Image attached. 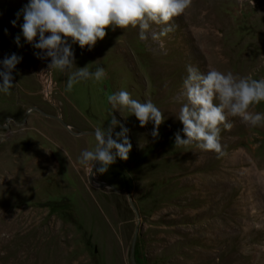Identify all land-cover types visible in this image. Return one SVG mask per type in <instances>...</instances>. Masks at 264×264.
I'll return each instance as SVG.
<instances>
[{"label":"rangeland","instance_id":"obj_1","mask_svg":"<svg viewBox=\"0 0 264 264\" xmlns=\"http://www.w3.org/2000/svg\"><path fill=\"white\" fill-rule=\"evenodd\" d=\"M28 2L0 0V61L22 57L16 86L0 93V264H132L135 235L137 264H264V127L229 116L220 159L175 147V133L187 138L178 120L187 66L264 78V0H192L160 40L153 25L146 41L138 29L107 28L91 51L73 44L72 71L102 66L107 76L71 92L25 43L23 16L11 23ZM120 90L153 102L164 122L153 139L151 122L113 112V139L123 124L132 149L93 182L78 158L109 126L106 95ZM251 111L264 113V102Z\"/></svg>","mask_w":264,"mask_h":264},{"label":"clouds","instance_id":"obj_2","mask_svg":"<svg viewBox=\"0 0 264 264\" xmlns=\"http://www.w3.org/2000/svg\"><path fill=\"white\" fill-rule=\"evenodd\" d=\"M191 5L192 0H29L11 23L15 27L23 16L20 28L25 43L40 50L34 52L37 59L50 58L49 73L58 71L67 75L65 91L71 92L74 85L82 81L102 82L107 76L102 66L95 71H89L87 66L72 71L75 65L73 44L91 51L98 41L104 40L107 28L112 31L138 29L139 39L146 41L153 25L160 29L152 33V39L160 40L175 31L174 19L185 14ZM20 41L18 34L15 37L18 47H22ZM160 42L162 45V40ZM21 61L22 57L15 53L0 61L3 68L0 70V93L11 94L16 86L12 73ZM187 73L181 93L186 102L178 116L187 138L182 139L179 131L175 133V147L195 144L198 149L213 152L220 159L227 155L220 142L222 128L228 131L233 128L228 122L229 116L239 118L247 126L264 127V113L251 111L264 102V78L240 77L215 69L203 74L191 65L187 66ZM106 99L112 109L109 126L103 130L94 129L95 148L82 151L78 158L79 164L92 175L108 172L117 157L124 161L129 158L132 149L129 129L120 124L121 131L116 132V139H113V131L119 124L113 112L127 111L136 117L142 128L151 122L153 139L159 138V128L164 122V114L153 102L141 103L125 90L108 94Z\"/></svg>","mask_w":264,"mask_h":264},{"label":"water","instance_id":"obj_3","mask_svg":"<svg viewBox=\"0 0 264 264\" xmlns=\"http://www.w3.org/2000/svg\"><path fill=\"white\" fill-rule=\"evenodd\" d=\"M53 117L56 118V119H58V120H60L65 127L69 128L68 127V124L62 118H60L58 116H53ZM93 172H95V168L93 169ZM94 176L95 175L90 174V178L91 179H94ZM98 183H99V185H106L104 182H101V181H98ZM125 192L128 193V191H125ZM136 236L137 235H135V238H134V241H133V247H132V251H131V262H132V264H137L136 263V260H135V249H134V245H135V242H136Z\"/></svg>","mask_w":264,"mask_h":264},{"label":"trees","instance_id":"obj_4","mask_svg":"<svg viewBox=\"0 0 264 264\" xmlns=\"http://www.w3.org/2000/svg\"><path fill=\"white\" fill-rule=\"evenodd\" d=\"M46 206H55V204H53V203H48V204H46Z\"/></svg>","mask_w":264,"mask_h":264},{"label":"bare ground","instance_id":"obj_5","mask_svg":"<svg viewBox=\"0 0 264 264\" xmlns=\"http://www.w3.org/2000/svg\"><path fill=\"white\" fill-rule=\"evenodd\" d=\"M67 124H68V123H67ZM68 127H69V124H68ZM95 179H96V178H95V176H94V179H91V180L94 182V181H95Z\"/></svg>","mask_w":264,"mask_h":264}]
</instances>
